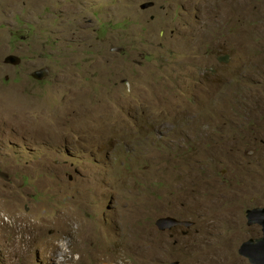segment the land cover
<instances>
[{"label":"rangeland","instance_id":"rangeland-1","mask_svg":"<svg viewBox=\"0 0 264 264\" xmlns=\"http://www.w3.org/2000/svg\"><path fill=\"white\" fill-rule=\"evenodd\" d=\"M164 1L0 0V264H163L156 222L190 210L198 241L165 264H243L244 210L264 204V30L251 0L229 22Z\"/></svg>","mask_w":264,"mask_h":264},{"label":"flooded vegetation","instance_id":"flooded-vegetation-1","mask_svg":"<svg viewBox=\"0 0 264 264\" xmlns=\"http://www.w3.org/2000/svg\"><path fill=\"white\" fill-rule=\"evenodd\" d=\"M252 1L248 2V9L250 10L251 15H254V33L252 36L256 37L257 30L260 32L262 29L264 30V3H258L257 5H253ZM152 2V1H151ZM165 4L161 5L160 8L163 11H167V16H169L172 19H176L180 17V20H188L191 19L193 14H195L196 18H199V12L203 10L204 2L206 4H211V8L209 9V14L218 20H223L224 16H226L225 20L226 22H229L231 17H234V0H198L197 2H194V0H165ZM155 3V2H154ZM156 3L153 8H156ZM152 20H155V16H151ZM15 54V53H13ZM9 55H12L9 54ZM8 55V56H9ZM17 55V54H16ZM7 56V57H8ZM6 57V58H7ZM22 61V58H21ZM10 64V63H8ZM12 65H18V64H12ZM264 85V82H263ZM249 124V123H248ZM252 129V127L250 128ZM249 129V130H250ZM253 140V139H252ZM262 143V142H261ZM253 144V143H252ZM255 147V146H253ZM256 150H250L249 156L251 161V158L255 156ZM258 156V155H257ZM254 172V171H253ZM238 184L241 183V180L237 181ZM244 185V184H243ZM264 190V188H263ZM240 197L245 198L247 196V190L242 192ZM192 206H196L195 208L201 210L199 203H190ZM258 210L260 212L259 217L253 222V224H247L248 226L253 228V234L250 236L247 240L243 241L238 247H237V253L242 257L243 264H252V258L255 256L256 252H260V260L261 263L264 264V204L260 202H255L252 206L247 207L244 210L245 217L247 215V212ZM204 213L205 210H204ZM228 214L234 216V213H231L228 211ZM186 216L179 221L183 222V225L180 226H174L171 230L165 231L169 234L170 240H148V243H153L152 250L153 252H157L158 257H156V261L159 259L163 264H165V258L166 253L168 251V248L173 246L176 247V245L181 242L183 243L182 248H180L181 252L185 251H191V247L196 245V242L198 241L196 239V236L198 233H200V220L199 221H193L191 220V210ZM205 215H202V217ZM201 217V218H202ZM208 217V216H207ZM178 220V219H177ZM218 240H215L217 242ZM220 242V241H218ZM218 247H223L222 245H216ZM155 247L158 249L155 250ZM218 247H216V251L214 254H220L222 250H220ZM258 247V248H257ZM163 253V254H162ZM182 264V260H176L169 262L168 264Z\"/></svg>","mask_w":264,"mask_h":264},{"label":"water","instance_id":"water-1","mask_svg":"<svg viewBox=\"0 0 264 264\" xmlns=\"http://www.w3.org/2000/svg\"><path fill=\"white\" fill-rule=\"evenodd\" d=\"M153 6H154V3H146L145 5L142 6V9L146 10V9L152 8ZM7 62L18 64L19 62H21V58L17 55H10L7 58ZM48 70L49 69L47 68H40L32 72V76L39 80L44 79L49 74ZM259 215H260V212H258V210L247 212V215H246L247 223L253 224V222H255V220L259 217ZM260 256H261L260 252H256L255 256L252 258V264H263L261 263Z\"/></svg>","mask_w":264,"mask_h":264},{"label":"clouds","instance_id":"clouds-1","mask_svg":"<svg viewBox=\"0 0 264 264\" xmlns=\"http://www.w3.org/2000/svg\"><path fill=\"white\" fill-rule=\"evenodd\" d=\"M149 3H154V2H149ZM154 6H155V3H154ZM153 6V7H154ZM152 7V8H153ZM12 55H16V54H12ZM10 56V55H9ZM8 56V57H9ZM18 56V55H17ZM7 57V58H8ZM20 57V56H19ZM7 58H6V62H7ZM21 58V57H20ZM7 63H11V64H14L12 62H7ZM38 70V69H37ZM36 71V70H35ZM35 78V77H34ZM39 80V79H38ZM166 220V221H165ZM184 223L177 220V219H174V218H165V219H160L156 222V226L158 228V232H165V231H168V230H171L174 226H180V225H183ZM174 264V263H173Z\"/></svg>","mask_w":264,"mask_h":264}]
</instances>
